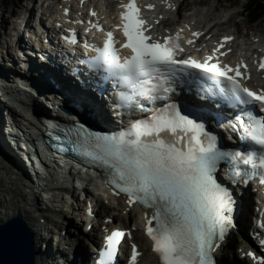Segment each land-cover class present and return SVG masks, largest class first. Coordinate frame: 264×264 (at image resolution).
Wrapping results in <instances>:
<instances>
[{
    "label": "snow or ice",
    "instance_id": "snow-or-ice-1",
    "mask_svg": "<svg viewBox=\"0 0 264 264\" xmlns=\"http://www.w3.org/2000/svg\"><path fill=\"white\" fill-rule=\"evenodd\" d=\"M121 7L117 30L125 37L121 46L129 49L131 55L120 62L113 32L109 31L103 50L97 49L95 61L113 76L118 75L127 89L119 94L118 106H135L143 111L144 101L152 105L164 101L176 91L178 83L188 82V70H197L199 75L193 79L200 82L201 92L228 105L258 106L264 112V91H253L239 82L238 78H245L240 69L243 67L246 72L247 65L241 61L233 68L219 63L216 52L231 37H225L203 62L192 57L178 59L184 52L179 32L163 38V42L153 40L147 34L150 26L142 18L136 0L122 2ZM152 7L148 5L149 9ZM93 27L102 31L98 25ZM192 35L198 38L201 33ZM70 42L75 43L74 36ZM187 43L193 44L194 40ZM259 68L264 70V60ZM243 115L248 117L246 126L241 115L235 119L245 127L244 136L258 146L253 151L221 150L217 137L175 102L155 108L151 115L121 130L118 136L78 133L85 146L82 155L108 170L105 182L124 193L130 207L138 203L146 210L144 231L160 264H213L211 253L233 226L235 205L231 192L214 177L219 162H226L234 180L259 175L264 184V120L256 119L248 110ZM126 235L130 238V233L117 230L106 238L99 264H112ZM260 245L264 248V239ZM139 255L133 244L129 264H137ZM248 255L256 259L252 253Z\"/></svg>",
    "mask_w": 264,
    "mask_h": 264
},
{
    "label": "bare ground",
    "instance_id": "bare-ground-1",
    "mask_svg": "<svg viewBox=\"0 0 264 264\" xmlns=\"http://www.w3.org/2000/svg\"><path fill=\"white\" fill-rule=\"evenodd\" d=\"M141 1L144 5V2H146L147 0H136V2H138V3ZM149 1L151 2V0H148V2ZM152 1H154V0H152ZM157 1L159 2V0H157ZM168 1H169V4L171 5V9H172V8L177 7L180 0H160V2L162 4L166 3L167 5H168ZM220 2L222 3L221 5L219 4L220 6L215 5L214 3H209V4L202 5L203 7H196V8L192 7L190 9L186 10L185 13H183V15L185 14L188 16L185 18L186 20H184L183 23H182V20L180 19L181 15H180V17L179 16L176 17L175 21L177 22V25L179 23V26H183V32L184 33L185 32L189 33L190 30L188 28L190 27L189 26L190 24L195 25L194 29L197 28L200 30H205L206 27L209 26L208 25L209 23L214 22V21L216 22L217 20L221 21L220 22V26H222L221 30H226L228 35H224L223 33L218 34L216 37V41H217L216 44L221 43L225 37H231L232 38V37L236 36L238 41L235 42V47H236V49H239L238 56H242L243 58H248L251 62L253 60L256 61V64L258 65V67H257V71L255 73L256 75L253 74V76L256 79V82L258 83V85L264 86V70H261L259 68L260 62L262 60H264V29H258L259 31H261V34L255 33L254 36H251L250 33L246 34L244 30L246 28L247 22L235 21V15H236L235 12L231 13V12H229V9L226 10V7L230 8V6L237 3V0H233V2L230 5L224 4L223 0H220ZM143 5H139V7L141 10L144 11V17H146V13H147L148 9L144 7L145 5L144 6ZM220 7H222V8L225 7V9H220ZM105 9L110 11V9H107V8H105ZM170 11L171 10L169 7V12ZM141 16L143 18L142 11H141ZM152 23L156 24L154 21H152ZM226 23H229V24H227V26H225ZM213 27H214V29H216L215 26H213ZM174 29H175V27H174ZM53 31H54L53 32L54 36L58 38V35L56 34L55 27H53ZM168 31H169V29H168ZM178 32L180 33L181 31H179V30L176 31L173 36H175L176 33H178ZM190 33H191V31H190ZM104 36H106L105 33L104 32L101 33L100 34V40ZM104 39H105V37L103 38V41H104ZM23 41L25 44L29 43V39H27V38L25 40L23 39ZM23 41L17 42V47L19 48L18 51H20V52H17L18 55L21 54L22 48H20V47L24 45V44L22 45ZM62 43H64V42L62 41ZM184 43H186V39H184ZM1 44H2V42H1ZM69 45H70L69 49L71 51H73V49L75 47H77V46H73L71 43ZM252 46H254V47H252ZM91 50H92V48H90L89 52H91ZM191 50H192V48H186L185 51L191 52ZM11 51L12 50H9V52H7L6 56L2 55V58H0V63H2V65L5 68V69L2 68L3 69L2 71L4 72L5 75H6V72H8V71H6V69L9 71L13 70V72H10V73H15V74L19 73L20 71L25 72L26 70H23L24 67H22L21 64L16 65L14 63L15 66L11 65V62H14L12 59L10 60V63H9L10 66L9 67H7V65H5V64H7V58H8L9 53ZM27 52H29V51H27ZM73 52H76V51H73ZM93 53L94 52L88 53L87 56L90 57L93 55ZM68 58L71 60L70 56H68ZM42 59H43V57H42ZM54 59L57 60L56 58H54ZM60 59L65 60V56L60 57ZM75 59H76L75 61H79L78 56H75ZM254 61H253V63H254ZM121 62H124V60L122 59ZM26 64L27 63H24V66ZM27 67L30 70L32 69L31 64H28ZM2 71H0V72H2ZM25 73H27V71ZM31 73H32V77L39 81V77H41V73L38 72L37 70H34ZM54 74H56V73L54 72ZM61 75L62 74L60 72L59 78L60 77L61 78L58 79V82L60 84L62 82L63 84H66L68 86V87H65L66 92H68L72 97L75 96V92L82 93L86 98H88L92 102V105H95V104L99 105L100 104V100L98 99V97L95 94L88 93V92L84 91V89L79 88L78 86L71 85L69 83L70 81L66 80V78L64 76H61ZM8 76L12 77L14 75L9 74ZM40 88H42V87L40 86ZM44 88H45V85H44ZM44 88H43V90H44ZM19 91H20V89H19V86L17 84H15V85L10 84L7 87L6 86H0V149L5 151L7 154L15 155L16 156V164L18 166H24L25 169L27 170L28 174L32 178L33 175H32V172L30 171L29 165L25 162L24 157L20 154V152H17L20 149V146L18 145V139L20 138V136H23V131H24V126L22 128V121L20 119L18 121L15 119L17 116L16 114L11 113V116H8V114H6V112L8 110L13 112V108H15L13 105H12L13 106V108H12L7 103L8 97L6 95L9 94L8 92L15 94V96H17V94H18V97H16V98H22L23 96H27L25 91L23 93H21ZM39 93H40V91L37 93L36 97L32 98L33 103H35L36 105H39L42 109L51 110L52 107H50V106L47 107L45 105L44 100L41 98ZM45 94H46V92H45ZM9 95H11V94H9ZM70 97H64V101L69 102L73 105H77L79 103H82V102H80L81 100L77 101L76 97L73 100ZM74 103H77V104H74ZM81 106L84 109H87V107L84 104H82ZM186 106H188V105L186 104ZM58 107L61 109L63 108L62 105H58ZM105 119H107V118H105ZM3 120L9 121L10 125H12V126H13V124L16 123V127L19 130V132L21 130H23V131H21L19 133V135L16 132L13 133L15 135L14 136L11 134L12 133L11 132L12 127L10 125L7 127V124H6L5 126L8 129L7 130L8 133L5 134V132H4L5 126H3V124H2ZM108 121H109V119H108ZM109 125H112V124H109ZM5 136H7L8 139ZM71 158H73V157H71ZM69 160H71V159H69ZM19 162H21V164ZM7 163H10V165H11L12 161H10L8 158ZM69 166H70L71 170H73L74 164L70 163ZM11 168H12V166H11ZM7 173H9L8 166L6 165V163L4 164V162L0 161V222L5 220L7 217H11V216L16 215V214H21V215H23V218H25V220H27V222L31 225V227L33 229H35L36 227L38 228L41 225V223L38 220L36 213H34V211L30 207H24V205L22 203L16 202V199L22 198L24 195L22 194V192L20 193V189L18 188L16 183L10 178V176L7 175ZM32 181L34 182V180H32ZM39 192L41 194L42 204H44L43 202L46 201L45 200V194L41 191H39ZM89 195L91 197H94L92 192H89ZM116 200L118 201V204L115 205L116 202H111L112 208H110V210H104V211L100 210V211L94 212L95 215H97V217L100 216L99 217L100 221H103V219H105V221L108 222L107 223L108 225H111V226L120 225V226H123V228H131L132 229L131 234L133 235L134 239L136 240L137 244L139 245L140 250L143 251L144 257L147 254L151 255L152 254V251H151L152 242L149 239V237L145 234V231H144L145 227H146V223L144 220L145 213L143 212V213H141L140 216L137 217V215L135 213H132L134 211V204L130 207L128 202H127V199H125L121 196H119ZM67 208L68 207L62 208V212H60L61 216H63L65 214V212H63V211H66ZM249 209H250V203L246 201L242 205L241 211L239 212L241 214V217L244 216L245 213H248ZM68 210H69V212H71L73 214V216H74L73 220H75L76 212H74L73 210L70 211V209H68ZM147 214L149 215L148 212H147ZM149 216H151V215H149ZM99 218H97V222L99 221ZM71 220H72V218H71ZM134 220H135V222H133V224L134 223L135 224L131 225L130 222L134 221ZM72 224H76V223L74 221L73 222L71 221V223H69V225L72 226ZM108 225H106V229H108L107 228ZM95 227L97 228V226H95ZM96 228H95V232H96ZM99 228L100 227H98L97 230ZM79 231H80L81 235L84 234L83 230L79 229ZM74 232H77V230H75ZM229 237L230 236L227 237V240L230 239ZM235 238H236V242L245 240L243 238V236H239V235L237 237L235 236L234 240H235ZM78 242H80L81 248L83 249V251L85 250L84 253L90 252L89 248L86 247L85 240L82 242L81 240L79 241V239H78ZM246 243H248V242H246ZM42 245L39 246L40 253L41 254L43 253L42 260L44 259V253H45L46 256L48 257L47 261H49V262L55 261L57 258L55 257L54 252L57 253V250L54 249V250H47L46 251V250H43ZM91 245H92L91 247H93V243ZM58 249H60V248H58ZM62 249L66 251V247H64V246ZM79 251H80V249H79ZM58 254H60V253H58ZM89 257H91L90 254H89ZM143 261H146V260L144 259ZM36 262H37L36 264H41V258L39 259V257H38ZM152 263H154V261L150 262V264H152Z\"/></svg>",
    "mask_w": 264,
    "mask_h": 264
},
{
    "label": "water",
    "instance_id": "water-1",
    "mask_svg": "<svg viewBox=\"0 0 264 264\" xmlns=\"http://www.w3.org/2000/svg\"><path fill=\"white\" fill-rule=\"evenodd\" d=\"M31 230L19 215L0 223V264H35L36 249Z\"/></svg>",
    "mask_w": 264,
    "mask_h": 264
},
{
    "label": "rangeland",
    "instance_id": "rangeland-1",
    "mask_svg": "<svg viewBox=\"0 0 264 264\" xmlns=\"http://www.w3.org/2000/svg\"><path fill=\"white\" fill-rule=\"evenodd\" d=\"M182 1V0H181ZM238 1V5L236 6V7H232L230 10H229V12H235L236 10H239V9H241L242 8V6L247 2V0H237ZM185 4H190V5H192V3L193 2H199V3H201V4H208V3H214L215 5H219V3H220V0H185ZM223 2H224V4H229L230 5V3L231 2H233V0H223ZM184 8H182V10H183ZM175 17H178V16H176L175 15ZM235 21H243V22H245V21H247V19H246V16L244 15V17L243 16H238V17H235ZM248 25H246V27H247ZM253 27L254 28H256L257 27V29H264V19H262L261 21H259L258 23H255L254 25H253ZM246 30V29H245ZM69 217L70 216H67L66 217V219H69ZM71 219V218H70ZM235 242H236V238H235ZM236 244H238L237 242H236Z\"/></svg>",
    "mask_w": 264,
    "mask_h": 264
},
{
    "label": "trees",
    "instance_id": "trees-1",
    "mask_svg": "<svg viewBox=\"0 0 264 264\" xmlns=\"http://www.w3.org/2000/svg\"><path fill=\"white\" fill-rule=\"evenodd\" d=\"M253 8V6H252ZM252 16L260 20L264 17V0H256L254 9L251 10Z\"/></svg>",
    "mask_w": 264,
    "mask_h": 264
}]
</instances>
